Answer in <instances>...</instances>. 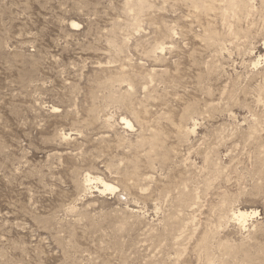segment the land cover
Returning a JSON list of instances; mask_svg holds the SVG:
<instances>
[{
	"label": "rangeland",
	"instance_id": "rangeland-1",
	"mask_svg": "<svg viewBox=\"0 0 264 264\" xmlns=\"http://www.w3.org/2000/svg\"><path fill=\"white\" fill-rule=\"evenodd\" d=\"M0 264H264V0H0Z\"/></svg>",
	"mask_w": 264,
	"mask_h": 264
},
{
	"label": "bare ground",
	"instance_id": "bare-ground-1",
	"mask_svg": "<svg viewBox=\"0 0 264 264\" xmlns=\"http://www.w3.org/2000/svg\"><path fill=\"white\" fill-rule=\"evenodd\" d=\"M123 122L125 123L126 126H128V127L130 126V124H129V122L127 120L123 119ZM93 181L99 182L103 186L104 189L102 191H111V192H113V191L116 190V187H114V186H112V185H110V184H108V183H106V182H104V181H102L100 179H97V178L94 179V178H91V177L87 176V179H86L87 183L92 184ZM245 217H246V215L240 214L238 216V220L244 221Z\"/></svg>",
	"mask_w": 264,
	"mask_h": 264
}]
</instances>
